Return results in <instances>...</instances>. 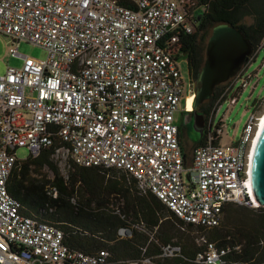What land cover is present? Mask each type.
<instances>
[{
  "label": "built area",
  "instance_id": "built-area-1",
  "mask_svg": "<svg viewBox=\"0 0 264 264\" xmlns=\"http://www.w3.org/2000/svg\"><path fill=\"white\" fill-rule=\"evenodd\" d=\"M195 5L196 0H0V33L46 51L37 59L13 49L21 65L0 74V264L224 262L229 248L204 236L196 241L205 248L191 258L180 244L160 242L153 232L148 242L156 251L139 258L114 259L104 248L94 253L71 248L61 228L24 214L7 189L19 148L33 157L53 149L56 159L69 154L79 166L124 170L140 191L154 194L184 224L218 226L231 203L262 207L249 178L262 116L253 113L240 139L221 145L212 115L264 40L226 81L204 121L203 144L194 147L185 165L175 116L181 103L191 111L187 97L192 104L194 94L186 95L177 59L182 37L193 30ZM51 193L57 196L56 189ZM133 229L145 231L131 223L119 226L116 237L128 238Z\"/></svg>",
  "mask_w": 264,
  "mask_h": 264
},
{
  "label": "trees",
  "instance_id": "trees-1",
  "mask_svg": "<svg viewBox=\"0 0 264 264\" xmlns=\"http://www.w3.org/2000/svg\"><path fill=\"white\" fill-rule=\"evenodd\" d=\"M191 20L193 30L182 37L178 56L187 55L189 74L195 81L204 62L203 34L209 26L226 23L236 27L252 44L253 53L264 40V0H196ZM220 94L216 86L208 105L202 109L204 117ZM203 139L204 135L199 134L193 140L195 146L203 144ZM182 149L188 165L190 156L183 145ZM52 153L53 149H45L38 156L17 160L7 189L19 201L24 214L61 228L71 248L86 253L104 248L114 259L139 258L156 251L155 243L148 242V234L153 232L163 243L176 237L175 242L181 245L185 257L191 258L205 248L185 234L192 231L197 234L196 240L204 236L219 248H229L222 264H264V206L253 209L228 204L220 224L213 228L184 224L154 194L140 191L133 177L124 170L84 167L72 162L68 178L64 179L52 162ZM44 166L54 174L52 179L32 175ZM53 188L56 197L52 196ZM131 223L141 225L146 232L133 229L132 236L117 238V228ZM161 264L193 263L173 258Z\"/></svg>",
  "mask_w": 264,
  "mask_h": 264
},
{
  "label": "rangeland",
  "instance_id": "rangeland-1",
  "mask_svg": "<svg viewBox=\"0 0 264 264\" xmlns=\"http://www.w3.org/2000/svg\"><path fill=\"white\" fill-rule=\"evenodd\" d=\"M215 25L208 27L207 31L203 34V44L206 46L207 40L212 33V28ZM17 49L21 54L28 55L37 59H42L46 56V51L35 44L25 41H14L10 36L0 33V74L4 73L7 66H20L22 60L15 57L12 54V50ZM178 65L181 71L182 78L186 85V95H192L195 93V80L191 79L189 70L187 55L182 53L178 56ZM249 77L248 82L244 87H241L242 79ZM227 83H221L219 91L221 93L225 91ZM220 96V95H219ZM232 98L234 101L232 102ZM218 99V98H217ZM215 101L213 107L215 106ZM187 106H191V97L187 100ZM188 111V110H187ZM264 112V46L258 49L253 60L246 66L241 78H238L234 87L228 91L227 95L220 102L214 115V125L220 123L221 136L219 143L221 145H227L238 141L243 133V129L254 113L255 116L261 117ZM182 103L180 104V110L176 113V122L181 123L184 115ZM193 131L197 136L195 125H193ZM182 145L191 156V153L195 147L194 141L189 138L181 139ZM17 157L21 160H25L29 156V152L26 148H19L16 152ZM65 159H56L54 154L51 156L52 162L59 168L60 175L64 179L68 178L69 169H71L72 159L69 154H65ZM32 175L40 179H52L54 174L48 166H44L40 172H33ZM183 179L185 183L189 180L186 178V172L183 173ZM112 201H118L116 198H112ZM110 204V202H109ZM113 204V203H112ZM122 204L119 203V207ZM241 206V205H240ZM174 220V219H172ZM176 222V219L174 220ZM178 223V222H176ZM177 226V225H176ZM187 236L194 239L195 244L196 236L195 232L189 231L185 233ZM171 241H177L176 237H173Z\"/></svg>",
  "mask_w": 264,
  "mask_h": 264
},
{
  "label": "water",
  "instance_id": "water-1",
  "mask_svg": "<svg viewBox=\"0 0 264 264\" xmlns=\"http://www.w3.org/2000/svg\"><path fill=\"white\" fill-rule=\"evenodd\" d=\"M252 53V44L236 27L219 23L212 28L205 46L204 62L197 75L191 104L195 116V127L200 135L204 130V115L196 113L197 105L209 99L217 85L235 76ZM186 178L190 181L188 173ZM249 178L257 202L260 206H264V120L260 129L258 127L252 142Z\"/></svg>",
  "mask_w": 264,
  "mask_h": 264
},
{
  "label": "flooded vegetation",
  "instance_id": "flooded-vegetation-1",
  "mask_svg": "<svg viewBox=\"0 0 264 264\" xmlns=\"http://www.w3.org/2000/svg\"><path fill=\"white\" fill-rule=\"evenodd\" d=\"M196 83V81H195ZM221 84L217 85L218 88L220 87ZM196 87V85H195ZM213 94V93H212ZM212 96V95H211ZM210 99V98H209ZM209 99L205 100L204 102L200 103L197 105L196 107V113L200 114L202 113V109L208 105V101ZM184 111V110H183ZM184 115H183V119L181 121V123H178L179 125V135L180 138H189V139H196L198 136L197 134H195V132L193 131V125L196 124L195 122V116H194V112H193V108L191 109V111H184ZM211 112V111H210ZM188 113V115H186ZM203 114V113H202ZM204 115V114H203ZM210 114L206 115V117H204V121H206V118L209 116ZM205 116V115H204ZM212 119L214 121V115H212ZM184 120H186V123H184ZM205 123V122H204ZM219 124V123H218ZM220 126V124H219ZM203 134H204V130H203ZM182 144V142H181Z\"/></svg>",
  "mask_w": 264,
  "mask_h": 264
},
{
  "label": "bare ground",
  "instance_id": "bare-ground-1",
  "mask_svg": "<svg viewBox=\"0 0 264 264\" xmlns=\"http://www.w3.org/2000/svg\"><path fill=\"white\" fill-rule=\"evenodd\" d=\"M188 98H189V97H187V100H188ZM263 120H264V112H263V114H262V118H261V120H260V122H259V129H260L261 125H262ZM253 141H254V140H253Z\"/></svg>",
  "mask_w": 264,
  "mask_h": 264
},
{
  "label": "clouds",
  "instance_id": "clouds-1",
  "mask_svg": "<svg viewBox=\"0 0 264 264\" xmlns=\"http://www.w3.org/2000/svg\"><path fill=\"white\" fill-rule=\"evenodd\" d=\"M246 63V62H245Z\"/></svg>",
  "mask_w": 264,
  "mask_h": 264
}]
</instances>
